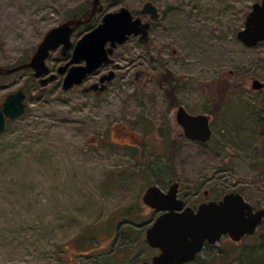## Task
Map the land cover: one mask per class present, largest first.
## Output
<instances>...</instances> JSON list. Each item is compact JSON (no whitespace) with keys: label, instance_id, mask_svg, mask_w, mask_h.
<instances>
[{"label":"rangeland","instance_id":"374dc122","mask_svg":"<svg viewBox=\"0 0 264 264\" xmlns=\"http://www.w3.org/2000/svg\"><path fill=\"white\" fill-rule=\"evenodd\" d=\"M145 1L100 0L97 20L126 5L151 21L145 40L132 36L116 50L117 77L101 94L82 91L85 83L63 89L62 77L41 84L28 67L0 73V102L25 93L24 112L0 133V264L150 260L157 248L145 228L156 213L141 196L173 178L190 190L209 175L214 193L236 189L264 206V90L251 87L264 80V40L248 46L236 35L260 0H151L153 19L140 10ZM89 4L0 0V65L28 60L50 26ZM59 57L51 51L50 69ZM178 105L210 114L207 142L184 135ZM259 259L264 223L239 240L222 235L183 264Z\"/></svg>","mask_w":264,"mask_h":264},{"label":"water","instance_id":"95a60500","mask_svg":"<svg viewBox=\"0 0 264 264\" xmlns=\"http://www.w3.org/2000/svg\"><path fill=\"white\" fill-rule=\"evenodd\" d=\"M101 8L100 0H91L86 15L70 16L56 25L50 26L38 41L30 58L13 66L0 65V73L7 74L21 68H31L41 84L55 79L57 73H63L61 87L68 89L82 83L84 77L95 71L100 65L111 60L110 54L117 43L127 41L131 35L148 36L150 22L140 15H134L126 5L105 11L100 20L84 31L72 46L70 57L58 65L56 72L49 69L46 58L52 50L61 45V53L72 45L71 34L82 23L91 19ZM141 11L150 18L159 16L154 2L146 0ZM237 37L246 45H256L264 40V0L254 1L248 11L244 25L236 32ZM113 70L103 74V82L91 83L83 89H105L106 81L112 79ZM105 80V81H104ZM263 81L253 78L252 88H260ZM25 93L22 89L8 92L0 105V133L6 128L8 119L21 115L25 110ZM176 120L182 126L187 138L207 142L212 136L210 114L192 113L179 105ZM176 182L167 190L153 183L147 186L141 196L142 201L161 210L145 228L147 243L158 249L148 259L136 264H183L194 260L205 244L215 243L227 234L233 240H239L246 234H252L264 221V206L253 207L240 191H227L218 200L202 201L194 209L183 206V200L176 195Z\"/></svg>","mask_w":264,"mask_h":264},{"label":"flooded vegetation","instance_id":"af4514ba","mask_svg":"<svg viewBox=\"0 0 264 264\" xmlns=\"http://www.w3.org/2000/svg\"><path fill=\"white\" fill-rule=\"evenodd\" d=\"M153 2V1H152ZM143 5V4H142ZM157 6V5H156ZM142 7V6H141ZM102 9V6H101V8H100V10ZM141 10V9H140ZM107 11V10H106ZM105 12V11H104ZM103 12V13H104ZM142 12V11H141ZM102 13V14H103ZM95 14V13H94ZM143 14H146V15H148L149 16V14L148 13H144L143 12ZM82 15V14H81ZM86 15V14H85ZM134 15H136V14H134ZM102 16V15H101ZM92 18V17H91ZM101 18V17H100ZM149 18H150V16H149ZM157 18V17H156ZM143 19V18H142ZM150 19H153V18H150ZM99 20V19H98ZM143 20H149V19H143ZM149 22H150V28H151V21L149 20ZM81 25V24H80ZM80 25L75 29L76 31L78 30V28L80 27ZM149 28V29H150ZM90 29V28H89ZM75 30L73 31V32H75ZM88 30V29H87ZM86 31V30H85ZM73 32H72V34H73ZM84 32V31H83ZM77 33V32H76ZM71 34V35H72ZM82 34V33H81ZM80 33H79V36L75 39V40H72V45L70 46V48H68L67 50H66V52H65V54H62L61 53V45L59 46V47H57L56 49H58V51H59V53H60V60L62 61L61 63H59L58 65H60V64H62V63H64L65 61H67L68 59H69V57H70V54H71V50H72V46H73V44L75 43V41L80 37V35H81ZM76 35H78V34H76ZM132 36H134V37H136L138 40H140V41H143V40H145V39H141V37H140V35H131L130 36V38L132 37ZM124 43V42H123ZM123 43H117L116 44V46L113 48V51H112V53L110 54V56H111V60L109 61V62H107V63H104V64H102V65H100L95 71H93V72H91V73H89L88 75H86L85 77H84V79H83V81H82V83H80V84H83V83H85V84H83V86H82V91H85V92H91V93H93V94H95V95H98V94H101L103 91H105L108 87H109V85L111 84V82L113 81V80H115V78L117 77V74H118V72H117V68L118 67H115V66H111L113 63H114V54L116 53V50L119 48V46L121 45V44H123ZM55 49V50H56ZM53 51V50H52ZM51 53V52H50ZM50 53H49V55H48V57L50 56ZM47 59V58H46ZM58 65L56 66V69H57V67H58ZM49 68H50V66H49ZM56 69H55V71L53 70V69H49L50 71H54V72H56ZM109 70H113L114 71V75H113V77H112V79H110L109 81H106V83H107V86H106V88L105 89H102V90H99L98 88H95V89H88V90H84L83 88L85 87V86H87V85H89V84H91V83H94V82H98L99 84L98 85H101L103 82L100 80V78H101V76L103 75V74H105V73H107ZM60 77H62V79H63V73H57V75H56V77H55V79H58V78H60ZM91 78H93L92 79V81L91 82H87V81H89V80H91ZM62 79H61V83H62ZM105 81V80H104ZM263 81V85L260 87V88H253L255 91H263L264 90V80H262ZM76 85H78V84H76ZM7 94V93H6ZM5 94V95H6ZM5 95H4V97H5ZM4 100V98L2 99V101ZM2 101L0 102V105L2 104ZM179 106V105H178ZM178 108V107H177ZM176 112H177V109H176V111H175V118H176ZM169 117H172V112H170L169 111ZM9 120V119H8ZM8 122V121H7ZM207 179H205V180H196V179H192V180H190V183L192 184V186L193 185H196L194 188H191V186L190 187H187V188H191L190 190H186V189H184V187L182 186V182H181V180H179L178 178H173L172 180H170V182H168V184L167 185H164V186H160L162 189H164V190H167L168 188H169V186L172 184V183H174V182H176V195H177V197L178 198H181L182 200H183V206H182V208L183 207H185L186 205H190L191 207H193L194 209H196L197 208V206H198V204L200 203V202H202V201H207V200H210V199H214V200H218L219 198H221L222 197V195L225 193V192H227V191H223L222 189L220 190V189H218L217 190V192H215L214 193V181L211 179V177L209 176V175H207ZM207 182H209L208 184H207ZM157 184V183H156ZM206 184V187H204V185ZM216 185H219L217 182H216ZM231 190H234V191H239V190H236V189H231ZM231 190H229V191H231ZM248 200V199H247ZM249 201V200H248ZM251 202V201H250ZM252 203V202H251ZM252 205H253V207H257V206H255L253 203H252ZM150 207V206H149ZM152 210H153V212L154 213H156V215L157 214H159L160 212H161V210H159V209H155V208H153V207H150ZM155 215V216H156ZM154 216V217H155ZM153 217V218H154ZM152 218V219H153ZM207 244V243H206ZM157 252H158V249H157Z\"/></svg>","mask_w":264,"mask_h":264},{"label":"trees","instance_id":"16d2710c","mask_svg":"<svg viewBox=\"0 0 264 264\" xmlns=\"http://www.w3.org/2000/svg\"><path fill=\"white\" fill-rule=\"evenodd\" d=\"M89 8H90V4H89L88 7L84 8L83 10H81L80 13L72 14V16L81 15V14H82L83 16H85V14H86V12L89 10ZM98 11H100V9H98V10L95 12V14L92 16V18H91L90 20H88V21L82 23V24L80 25L79 29L85 31V30H87V29L93 27V26L97 23V21H98V20H97V16H96V13H97ZM69 17H70V16H69ZM26 60H27V59H19V60L13 62V63H10V64L7 65V66H13V65H16V64H18V63H20V62H24V61H26ZM137 212H138V211H137ZM128 214L130 215V217H127V218H126V219H128L127 221H128L129 223H133V222L131 221V219H132L131 214H130V213H128ZM263 223H264V221H263L261 224H263ZM139 224H140V223H139ZM261 224H260V225H261ZM246 235H250V234H246ZM227 255H228V254H227ZM255 264H264V262H263L261 259H259V260H257V261L255 262Z\"/></svg>","mask_w":264,"mask_h":264}]
</instances>
